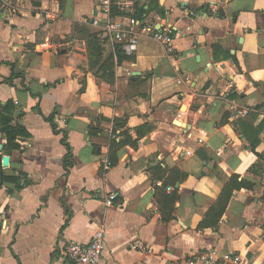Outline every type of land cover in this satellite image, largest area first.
Here are the masks:
<instances>
[{"label":"crops","instance_id":"1","mask_svg":"<svg viewBox=\"0 0 264 264\" xmlns=\"http://www.w3.org/2000/svg\"><path fill=\"white\" fill-rule=\"evenodd\" d=\"M101 1L0 0V103H14L13 125L30 134L3 149V177L16 181L0 186V264H72L67 246L100 228L102 264H201L209 249L264 264V0H137L140 26L173 41L143 34L133 56L115 59L112 81L87 47ZM119 46L107 41L110 53ZM143 125L154 129L137 148L114 147ZM159 164L186 174L169 222ZM233 175L253 187L234 192L218 230L200 229Z\"/></svg>","mask_w":264,"mask_h":264},{"label":"trees","instance_id":"2","mask_svg":"<svg viewBox=\"0 0 264 264\" xmlns=\"http://www.w3.org/2000/svg\"><path fill=\"white\" fill-rule=\"evenodd\" d=\"M88 52L90 55L92 67L93 65H101V70H103V77L109 78L111 81L114 79V66L117 63L120 64L127 57L119 46L115 53L108 52L107 41L101 35V32L94 33L89 35L87 40ZM15 106L13 102H8L6 105H3V110L0 112V133L5 137L6 143L4 146V151L7 155H11L14 151L20 149L19 138L28 137L30 134L25 129L24 126L17 124L13 125V116H14ZM48 120L51 122L54 131L57 133V122L55 119V114H52L48 117ZM154 128L150 125H143L138 127L135 131L137 140L134 141V137L132 136L130 131L124 132L123 139L119 143H115L114 147H120L122 145H127L131 143L134 148L138 147V140H140L145 135L152 132ZM64 144L68 147V154L65 158V169L67 173L69 172V168L73 166V156L71 148L67 142V133L64 131ZM258 140L253 142L254 148ZM113 147V148H114ZM118 162L117 156L111 153L110 155V163L111 166H115ZM158 168L159 175L157 173H153L154 175V186H155V196L157 200V204L159 210L162 214V220L164 222H169L176 218L175 209L176 202L179 200V191L175 188V185L178 182H181L186 174H183L180 169H164L159 165L155 169ZM150 170L154 171L153 167L150 166ZM167 175V177H165ZM165 177V178H164ZM12 180L16 181L13 177H3V181ZM158 181H162L161 185H158ZM174 187L173 191L168 193V187ZM253 185L249 183L247 180H238L237 175H233L228 181L225 182L222 192L213 203V205L209 208L207 213L205 214L203 220L199 224L200 229L204 228H213L214 230H218L220 226V221L223 215L226 212L228 203L234 192L236 190H240L242 188H252ZM69 220V219H68ZM70 221V220H69ZM69 221L67 223H69ZM66 223V224H67ZM2 229V225L0 223V232Z\"/></svg>","mask_w":264,"mask_h":264},{"label":"built area","instance_id":"3","mask_svg":"<svg viewBox=\"0 0 264 264\" xmlns=\"http://www.w3.org/2000/svg\"><path fill=\"white\" fill-rule=\"evenodd\" d=\"M101 3L100 15L94 17L93 24L100 29L102 37L111 45H121V49L127 56H133L137 52L143 34H151L153 39L165 45L173 41L171 30L157 31L150 25L140 26V21L136 17L137 0H102ZM2 110L3 105L0 103V112ZM248 112V109H240L235 116H246ZM107 165L109 166L110 163ZM115 198V194L110 195L106 204L113 205ZM106 241L107 231L100 228L95 231L89 243L75 242L68 245L67 257L72 264H102ZM137 247L141 248V246H134V248ZM220 259L234 264L240 262L237 256L229 253L222 254L217 249L206 250L196 257V261L201 264H218Z\"/></svg>","mask_w":264,"mask_h":264},{"label":"water","instance_id":"4","mask_svg":"<svg viewBox=\"0 0 264 264\" xmlns=\"http://www.w3.org/2000/svg\"><path fill=\"white\" fill-rule=\"evenodd\" d=\"M4 145H0V186L3 184V168L9 163V156L3 155Z\"/></svg>","mask_w":264,"mask_h":264}]
</instances>
